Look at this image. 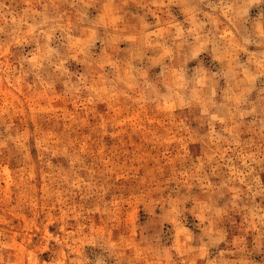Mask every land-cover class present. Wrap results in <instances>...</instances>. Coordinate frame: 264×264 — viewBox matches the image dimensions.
<instances>
[{"label": "rangeland", "instance_id": "1", "mask_svg": "<svg viewBox=\"0 0 264 264\" xmlns=\"http://www.w3.org/2000/svg\"><path fill=\"white\" fill-rule=\"evenodd\" d=\"M0 264H264V0H0Z\"/></svg>", "mask_w": 264, "mask_h": 264}]
</instances>
